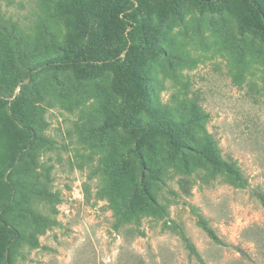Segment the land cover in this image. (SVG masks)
<instances>
[{
	"label": "rangeland",
	"instance_id": "1",
	"mask_svg": "<svg viewBox=\"0 0 264 264\" xmlns=\"http://www.w3.org/2000/svg\"><path fill=\"white\" fill-rule=\"evenodd\" d=\"M255 1L0 0V264H264Z\"/></svg>",
	"mask_w": 264,
	"mask_h": 264
},
{
	"label": "trees",
	"instance_id": "2",
	"mask_svg": "<svg viewBox=\"0 0 264 264\" xmlns=\"http://www.w3.org/2000/svg\"><path fill=\"white\" fill-rule=\"evenodd\" d=\"M200 4H212L216 1H220V0H197ZM254 1L256 3L255 0H251ZM126 0H116L114 6H112V10H115L117 7H122L125 4ZM257 5V4H256ZM105 20V18H104ZM264 22H262L261 25V29H263ZM99 33H97V31H93L90 35V48L92 50L93 56H92V60H90L91 62H108V61H112L116 59V51L112 52V54L106 55L104 54L103 50H102V45L100 43V39H99ZM81 60L74 58L73 55H71V51H67L64 50L63 51V55L62 56H57L55 58H48L45 60H42L36 64H34V70H46V69H51V68H61V67H68V66H73V65H77L78 63H80ZM260 202L261 205L264 209V198L261 197L260 198ZM209 235L210 237L215 240L218 241V239L216 238V236L213 234V232L209 231Z\"/></svg>",
	"mask_w": 264,
	"mask_h": 264
}]
</instances>
